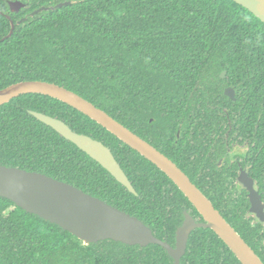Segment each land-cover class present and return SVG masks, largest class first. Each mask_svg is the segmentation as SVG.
<instances>
[{"label": "trees", "instance_id": "obj_1", "mask_svg": "<svg viewBox=\"0 0 264 264\" xmlns=\"http://www.w3.org/2000/svg\"><path fill=\"white\" fill-rule=\"evenodd\" d=\"M9 1L0 0V39L9 33L10 19L14 22L12 35L0 42V89L25 80L64 86L157 148L173 142L179 130V139L190 136L203 150L224 136L221 107L229 100L237 132L259 138L253 170L264 200V23L248 9L232 0H19L25 6L11 12ZM42 6L49 9L32 14ZM223 71L225 78L220 77ZM236 77L244 83L242 94L230 101L217 83ZM30 110L56 117L109 147L136 193ZM212 131L216 136L209 138L206 133ZM170 132L169 139L165 133ZM0 165L71 184L137 217L172 244L184 209L203 220L156 165L85 114L47 95L22 94L0 106ZM240 204L232 226L259 255V225L239 214L244 212ZM0 264L174 261L158 244L141 247L111 239L84 244L0 197ZM180 264L241 263L212 229L201 227L191 232Z\"/></svg>", "mask_w": 264, "mask_h": 264}, {"label": "water", "instance_id": "obj_2", "mask_svg": "<svg viewBox=\"0 0 264 264\" xmlns=\"http://www.w3.org/2000/svg\"><path fill=\"white\" fill-rule=\"evenodd\" d=\"M232 1L248 9L264 23V0ZM68 3L70 2H61L54 7H61ZM8 5L11 12H17L25 6L19 0L9 1ZM47 9L49 7L42 6L34 10L32 14ZM6 16L10 19L9 15ZM10 24L9 33L0 39V42L12 35L14 22L11 19ZM224 74L225 71L222 72V76ZM27 93L47 95L66 103L144 156L171 179L202 216L203 222H196L187 211H184V219L181 225L177 227L176 241L173 246L156 237L151 228L137 217L71 184L43 173L4 165H0V197L7 198L25 211L57 224L75 235L84 244L96 243L105 239L141 247L158 244L167 251L174 264H180L181 258L186 253L191 231L195 228L205 227L212 229L222 239L241 264H264L254 249L222 216L211 200L191 181L189 176L152 144L132 132L91 101L53 82L25 80L10 84L0 89V106ZM226 94L234 98L231 88L227 89ZM29 112L98 162L128 191L136 193L131 181L109 147L89 135L73 131L64 121L56 117L32 110ZM238 179L249 192L250 212L264 223V204L254 187L253 179L248 177L246 171H242Z\"/></svg>", "mask_w": 264, "mask_h": 264}, {"label": "flooded vegetation", "instance_id": "obj_3", "mask_svg": "<svg viewBox=\"0 0 264 264\" xmlns=\"http://www.w3.org/2000/svg\"><path fill=\"white\" fill-rule=\"evenodd\" d=\"M220 77L225 78L226 71L224 76H222L221 73ZM217 85L220 86L221 91L230 99V101H236L237 95L239 93L240 95L242 94V90L239 88L243 86L244 83L241 80V77H236L234 82H230L226 79L225 81L218 82ZM229 88L233 90L234 98H231L226 94V91ZM224 104L225 105L221 107V112L223 116H225V122L222 124L224 130L221 131L224 136H216L214 131L206 133L207 136L209 135V138L210 136L216 137L213 138L214 142L212 144L207 143L203 150L198 149V146H195V142L192 138H190V136L186 140H182L183 138L179 139L181 137V131L179 130L176 131V139L173 140V142L166 141V143H158L160 148H156L171 159L179 168H181L189 176V178L191 176L198 181L196 183L191 180L205 194V196L211 200L214 207L219 210L222 216L231 225V222L236 221L234 217V211H237L236 202L238 200L241 201L240 205L243 206L244 212L239 214H241L242 217L252 226L259 225L258 237L255 239L261 241V245L257 247V252L259 253V257L262 258L264 257V223L261 222L256 215L250 212L249 192L245 189V187H243L238 179L241 172L246 171L248 173V177L253 179L254 187L258 191L261 202L264 204L263 195L262 192H260L258 176L253 170L254 160L258 157V153L260 151L259 138L253 137V140H251L249 137L244 138L242 134H239V132H237L238 130H236L237 127L233 124L235 116L233 107L231 106L229 100H226ZM230 110L231 113L229 112ZM148 133L149 132L145 134L148 135ZM165 134L169 135L170 139L172 132ZM147 137L151 139V136L148 135ZM179 140H182V144H178ZM186 141L189 142L186 143ZM149 143L152 144L151 142ZM249 146H252V151L249 149ZM165 152L170 153L171 157ZM196 152L199 153V155H197ZM195 156H197L198 162L194 160ZM187 164L189 174L187 173ZM226 188H228V191L223 192ZM246 203L248 204L247 208L245 207ZM184 211H187L196 222H203V220L201 221V219L190 210L184 209L183 214ZM176 230L174 233L173 244L164 239L173 246L176 241Z\"/></svg>", "mask_w": 264, "mask_h": 264}, {"label": "clouds", "instance_id": "obj_4", "mask_svg": "<svg viewBox=\"0 0 264 264\" xmlns=\"http://www.w3.org/2000/svg\"><path fill=\"white\" fill-rule=\"evenodd\" d=\"M259 256V255H258Z\"/></svg>", "mask_w": 264, "mask_h": 264}]
</instances>
